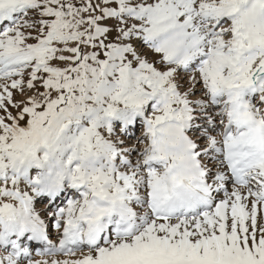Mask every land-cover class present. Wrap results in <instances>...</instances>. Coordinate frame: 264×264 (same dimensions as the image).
<instances>
[{
  "label": "snow or ice",
  "instance_id": "6c2138e0",
  "mask_svg": "<svg viewBox=\"0 0 264 264\" xmlns=\"http://www.w3.org/2000/svg\"><path fill=\"white\" fill-rule=\"evenodd\" d=\"M0 264H264V0H0Z\"/></svg>",
  "mask_w": 264,
  "mask_h": 264
}]
</instances>
